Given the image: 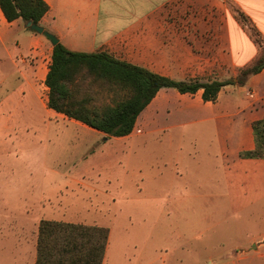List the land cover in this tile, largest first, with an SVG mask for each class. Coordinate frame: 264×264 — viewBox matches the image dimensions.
<instances>
[{"label":"rangeland","instance_id":"1","mask_svg":"<svg viewBox=\"0 0 264 264\" xmlns=\"http://www.w3.org/2000/svg\"><path fill=\"white\" fill-rule=\"evenodd\" d=\"M94 97L109 100L97 88ZM27 109L0 121V264L42 220L108 228L105 264H264V186L237 191L213 166L200 135L210 125L119 142Z\"/></svg>","mask_w":264,"mask_h":264},{"label":"crops","instance_id":"2","mask_svg":"<svg viewBox=\"0 0 264 264\" xmlns=\"http://www.w3.org/2000/svg\"><path fill=\"white\" fill-rule=\"evenodd\" d=\"M45 1L50 10L40 25L70 51L107 52L175 81L231 83L223 87L215 102H205L202 90L192 95L173 88L161 89L139 116L134 131L122 138L107 137L81 122L69 121L119 142L174 132L195 123L210 125L212 130L204 129L200 135L210 138L203 150L215 162L213 166L222 168L237 191L251 184L264 186V160L240 157L255 149L253 124L264 119V64L245 85L240 86L237 80L243 68L264 55L254 38L264 39V0ZM241 13L247 23L240 20ZM248 23L254 33L248 32ZM52 51L49 39L31 31L22 19L9 23L0 9L1 122H10L19 106L29 108L26 117L30 118L37 112L65 116L48 106L45 81ZM163 115L169 116L170 123L159 125L158 117ZM152 124L154 129H150ZM139 126L142 128L135 136ZM172 179L170 184L174 186ZM155 185L160 187L159 180ZM38 233L33 239L18 240L14 244L16 252L11 255L14 260L5 264H36ZM108 250L109 245L105 261Z\"/></svg>","mask_w":264,"mask_h":264},{"label":"trees","instance_id":"3","mask_svg":"<svg viewBox=\"0 0 264 264\" xmlns=\"http://www.w3.org/2000/svg\"><path fill=\"white\" fill-rule=\"evenodd\" d=\"M5 19L12 23L22 19L39 24L49 12L45 0H0ZM240 20L247 18L241 13ZM257 36H260L257 33ZM261 45L259 37H254ZM264 55L243 68L238 84L245 85L249 76L261 71ZM49 88L48 106L56 113L105 134L107 137L129 136L141 113L163 88L181 94L202 90L205 102H215L229 81L191 79L175 81L145 68L120 61L107 52L85 53L68 50L61 42L53 46L52 62L45 81ZM109 96L107 103H98L95 89ZM92 91L94 94H92ZM256 147L243 152V159L264 160V119L253 124ZM110 231L55 220H42L37 239L36 264H104Z\"/></svg>","mask_w":264,"mask_h":264},{"label":"water","instance_id":"4","mask_svg":"<svg viewBox=\"0 0 264 264\" xmlns=\"http://www.w3.org/2000/svg\"><path fill=\"white\" fill-rule=\"evenodd\" d=\"M26 27L37 34L44 35L47 39L50 40L53 46L59 43V39L54 34L48 32L43 26L39 24H34L32 21H28L26 23Z\"/></svg>","mask_w":264,"mask_h":264}]
</instances>
